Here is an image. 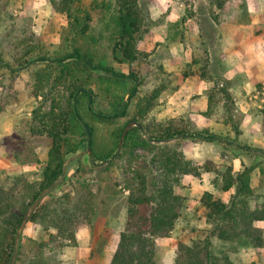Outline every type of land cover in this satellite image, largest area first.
Wrapping results in <instances>:
<instances>
[{"label":"trees","instance_id":"obj_1","mask_svg":"<svg viewBox=\"0 0 264 264\" xmlns=\"http://www.w3.org/2000/svg\"><path fill=\"white\" fill-rule=\"evenodd\" d=\"M140 1L94 0L88 5L85 0H52L68 19L67 43L62 50L46 51L24 37L17 40L13 58L9 59L0 40V68L14 74L31 66L37 68L32 73L33 95L43 99L33 110L29 129L31 134L45 136L51 142L40 180L30 182L20 176L13 187L0 180V264H49L42 252L44 243L33 238L26 241V222L71 231L69 236L73 238V229L94 222V193L77 201L69 195L57 200L53 197L73 165L74 175L85 168L107 175L115 167L121 170L120 181L115 184L128 190L127 216L110 264H155L157 239L171 235L186 201L174 189L179 174L189 173V163L170 143L185 138L233 143L208 129L195 130L185 117L164 121L150 118L160 95L165 90L174 94L179 85L169 81L176 74L165 73L160 65L163 76L159 75L160 81L142 95L146 78L154 70L150 53L139 47L151 28ZM228 1L210 0L219 10ZM97 21L101 30L96 35ZM180 22L173 26L179 27ZM101 39L107 41V51L103 53L93 47ZM205 44L194 46L181 70L184 78L211 77ZM224 94L229 97L228 92ZM48 100L51 105L45 109ZM5 109L6 103L0 99V113ZM216 109L217 94L212 92L203 114L213 117ZM133 120L143 127L132 126L119 150L123 132ZM86 126L92 135L91 152ZM103 126L110 129L101 138ZM236 131L240 133L238 127ZM138 149L143 153L139 154ZM84 156L88 157L87 163L83 162ZM251 172L252 168L247 167L235 174L229 167L223 173L222 181L216 183L218 187L223 191L236 189L228 202L209 191L203 194L204 219L210 227L204 231L205 239L179 243L174 264H235L228 254H216L214 238L221 242L238 240L244 246H264V231L256 225L264 221V200L255 207L249 202L253 194Z\"/></svg>","mask_w":264,"mask_h":264},{"label":"rangeland","instance_id":"obj_2","mask_svg":"<svg viewBox=\"0 0 264 264\" xmlns=\"http://www.w3.org/2000/svg\"><path fill=\"white\" fill-rule=\"evenodd\" d=\"M93 1L85 0V3L90 5ZM251 1L252 9L261 14L259 8L263 10L264 0ZM140 2L151 28L139 42V47L150 53L149 60L154 70V74L146 78L142 95L160 81L159 75L163 76L160 65L165 73L176 74L169 81L180 88L186 80L181 70L194 46L206 43L210 54L211 77L206 80L198 76L189 77L193 80L188 83L184 94L179 92L174 95L165 90L150 118L164 121L185 117L192 121L195 130L208 129L233 141L229 144L185 138L170 143L184 154L189 163V173L179 174L180 180L174 189L176 194L186 197V201L171 235L157 239L155 264H174L179 243L191 244L205 239L204 231L210 227L204 219L201 204L203 194L209 191L225 202L236 195L235 188L223 191L216 184L222 181L223 173L229 167L233 168L235 174L247 167L252 168L253 194L249 202L255 207L264 200V153L254 150L258 147L264 149V86H257L258 83L264 85V67L255 72L254 62L247 58L248 55L241 54V59H236V51L232 49L234 39L224 38L218 28L223 13L210 0ZM226 13L228 21L250 24L253 20L247 0L231 1ZM189 18L193 20L189 21ZM179 21V27L173 26ZM192 21L200 27L199 33L191 30ZM67 27L66 14L59 12L52 0H0V40L9 59L13 58L17 40L24 37L28 43L41 45L46 51L62 50L67 43ZM100 28L101 24L95 30L96 35ZM256 30L257 41L253 39V32L246 30L242 35L245 41L241 42L250 46L251 42L252 46L258 48L264 46V28L257 26ZM93 47L103 53L107 51V41L101 39ZM236 60L247 66L240 64L239 67ZM35 69L31 66L14 74L0 68V99L6 103V109L0 113V180L6 186L13 187L20 176L30 182L40 180L48 158L50 139L33 135L29 129L33 110L43 99L42 96L37 99L33 95L32 73ZM205 83H208V89ZM212 92L217 94V109L213 117H208L203 113L208 108V94ZM224 92H228L229 97ZM50 105L51 100H48L45 109H49ZM109 129V126H103L100 137L108 134ZM137 152L141 154L143 150L138 149ZM83 159L84 163L88 162L87 156ZM74 173L73 165L69 167L66 180L53 192V197L57 200L69 195L77 201L80 197L87 199L89 194L94 193V222L73 229L75 238L69 236L71 231H58L54 227L47 229L41 223L26 222L23 226L26 241L29 238L42 241V252L49 264H110L127 216L128 190L123 185L115 184L120 181L121 170L115 167L107 175V172L98 173L85 168L77 175ZM102 174L106 178L102 179ZM256 225L264 231V221ZM213 243L216 254H228L235 264H264V246H244L238 240L221 242L216 238Z\"/></svg>","mask_w":264,"mask_h":264},{"label":"crops","instance_id":"obj_3","mask_svg":"<svg viewBox=\"0 0 264 264\" xmlns=\"http://www.w3.org/2000/svg\"><path fill=\"white\" fill-rule=\"evenodd\" d=\"M234 1V0H231ZM231 1H228L225 6L222 8V10L220 9L219 12L221 11V16L222 18L219 20L220 21V26L218 27L219 30H221L222 36L224 38H229L232 40L234 39L235 43L233 42V46L232 49L236 51V59H241V54L242 55H248L247 58L251 59L254 62V70L255 72L258 70H261V67H264V46H261L260 48H258L257 46H252V43L250 42V45H244L241 41H245V39L242 37L243 33L247 30V32H249V30L251 32H253V36H255L253 39H255V41H257V36L255 35L257 32V26H259L260 28L263 27L264 28V8L263 10L261 8L260 12L261 14L258 15V13H256V11H254L252 9V1L251 0H247L248 6H249V12H250V16H252L253 20L252 23H248V24H242L241 22L238 21H228V19H226V16H228L226 13V11L230 8V4ZM255 7V4H253ZM258 10V9H257ZM220 16V17H221ZM189 21L193 20L192 18L188 19ZM190 28L194 33H199L200 31V27L198 26V24H196V22H193L190 24ZM259 30V28H258ZM152 33H154V30L152 31ZM262 35H264V33H262ZM229 48V50H232ZM259 53H262V55H259ZM240 57V58H239ZM246 58V59H247ZM237 61V60H236ZM237 64L240 67L241 62L237 61ZM241 66H247L244 64H241ZM249 66V65H248ZM257 74V73H255ZM254 74V75H255ZM259 75V74H258ZM253 76V75H252ZM259 77V76H258ZM193 79L191 78H186V80H184L182 82L183 86L180 87L178 89V91H176L174 93V95L180 93H186V89H188L187 85L188 83H191ZM194 82V81H193ZM208 83H205L206 85V89L209 88V86L207 85ZM184 91V92H183ZM193 110H195L194 108H192ZM256 149H261L264 151V149H262V147H258Z\"/></svg>","mask_w":264,"mask_h":264},{"label":"water","instance_id":"obj_4","mask_svg":"<svg viewBox=\"0 0 264 264\" xmlns=\"http://www.w3.org/2000/svg\"><path fill=\"white\" fill-rule=\"evenodd\" d=\"M132 126H139V127H143V125L141 123H139L137 120H133L131 121L125 128L124 132H123V135H122V139H121V142H120V146H119V149H121L122 147V142H123V138L124 136L126 135V133L128 132V130L132 127ZM86 129H87V132L89 134V151L91 152V143H92V135H91V131L89 129L88 126H86Z\"/></svg>","mask_w":264,"mask_h":264}]
</instances>
